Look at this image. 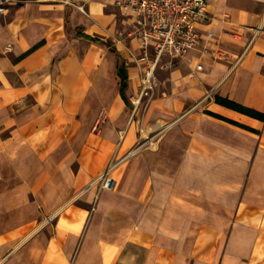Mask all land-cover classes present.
<instances>
[{
	"label": "crops",
	"instance_id": "obj_1",
	"mask_svg": "<svg viewBox=\"0 0 264 264\" xmlns=\"http://www.w3.org/2000/svg\"><path fill=\"white\" fill-rule=\"evenodd\" d=\"M3 1L0 264H264V120L216 101L264 114V0H206L202 34L232 57L178 60L202 111L113 189L96 176L133 138L140 93L124 0Z\"/></svg>",
	"mask_w": 264,
	"mask_h": 264
},
{
	"label": "built area",
	"instance_id": "obj_2",
	"mask_svg": "<svg viewBox=\"0 0 264 264\" xmlns=\"http://www.w3.org/2000/svg\"><path fill=\"white\" fill-rule=\"evenodd\" d=\"M120 5L131 19V34H137L141 50L138 58L141 65L140 93L133 101L135 107L159 87L157 71L160 67H169L192 52L215 60L226 61L232 57L228 51L218 46L214 48L215 35L212 32H208L205 38L202 34L201 26L209 18L206 0H124ZM258 33L259 30L254 33L249 46ZM242 59L243 56L237 57L231 70L240 65ZM197 70H203V65L198 64ZM116 164H109L97 179L102 189L115 187L116 180L111 175Z\"/></svg>",
	"mask_w": 264,
	"mask_h": 264
},
{
	"label": "rangeland",
	"instance_id": "obj_3",
	"mask_svg": "<svg viewBox=\"0 0 264 264\" xmlns=\"http://www.w3.org/2000/svg\"><path fill=\"white\" fill-rule=\"evenodd\" d=\"M132 31L133 28L131 26L129 32ZM131 38L136 40L137 34H133ZM131 58H129L130 65L139 66V71L141 72V65L138 62L139 56L132 55ZM165 61H168V59H165ZM178 67L179 62L176 61L169 67H160L158 69L159 87L155 93L151 97L143 100L138 107H135L134 104L132 106L134 113L132 121L135 123L133 127V138L126 140L121 151L123 139L119 140L120 142L116 146L115 153L107 161L100 174L96 176L97 179L105 172L109 164L114 162V164H117L111 176L114 179L120 180L127 161L139 158L146 152H158L163 137L172 131L177 132L179 124L178 118L180 115H185V112L202 111V108H197L196 102L184 104V92L187 90V86L185 87L181 83V75L179 73L172 74ZM166 126H170V128H166ZM175 141H178L177 137H175ZM132 152H135V154L130 156ZM168 156L171 162L177 164L180 154L178 152H172ZM98 186L101 187V183H98Z\"/></svg>",
	"mask_w": 264,
	"mask_h": 264
},
{
	"label": "trees",
	"instance_id": "obj_4",
	"mask_svg": "<svg viewBox=\"0 0 264 264\" xmlns=\"http://www.w3.org/2000/svg\"><path fill=\"white\" fill-rule=\"evenodd\" d=\"M123 87H124V89H125V87H126L125 81H124V83H123ZM216 101H217L219 104L223 105V106H226V107H228V108H231V109H233V110H236V111H238V112H241V113H243V114H246V115H248V116H251V117H254V118H257V119H260V120H264V114H262V113H260V112H258V111H256V110H252V109H250V108H247V107H245V106L239 105V104H237V103H235V102H233V101H230V100H228V99H225V98H222V97H219V96L216 97ZM216 116H218V115H216ZM218 117H219V116H218ZM243 127L249 129V128L246 127V126H243Z\"/></svg>",
	"mask_w": 264,
	"mask_h": 264
}]
</instances>
